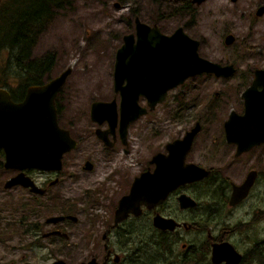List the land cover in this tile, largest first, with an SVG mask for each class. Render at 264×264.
<instances>
[{"label":"flooded vegetation","instance_id":"flooded-vegetation-1","mask_svg":"<svg viewBox=\"0 0 264 264\" xmlns=\"http://www.w3.org/2000/svg\"><path fill=\"white\" fill-rule=\"evenodd\" d=\"M171 1L175 4L172 15H176L178 12L194 10L204 0ZM154 24L164 33H172L164 31L160 24ZM180 26L186 31L184 25ZM236 68L233 75L218 77L231 78L238 71L237 65ZM258 68L264 69H253L254 73L247 87L253 83ZM51 78L53 77L45 82ZM65 83L55 99L58 122L61 128L70 132L76 146L64 153L61 168L30 167L23 171L30 177V186L15 185L7 188V182L21 171L5 168V153L0 149V169L14 172L4 181L3 187L0 183V210L3 201L11 205L13 203L12 198L3 199V195H12L8 192L21 190L26 195L25 203L19 204L22 207L20 215L14 209L10 217L18 218L7 223L1 236L4 239L14 237L15 247L19 240L25 242L28 251L20 257V261L17 260V264H227L226 260L220 263L213 261L214 246L226 242L241 255L239 264H260V260L255 259L259 258L257 256L264 249V238L259 236L254 219L232 220L233 211L247 204L257 190L264 195V190L261 193L259 189L261 176L264 175V141L240 150L238 143L229 142L226 136L225 123L231 114H245L244 92L238 100L240 108L231 110L223 122L222 132L215 136L217 143L215 141L210 147L207 143L199 142L204 125L198 120L191 128H185L182 134L165 141L164 145L153 152L148 149L147 161L145 156L140 155L143 160L138 162L137 169H133L126 160V155L133 151L129 139L131 125L151 116L168 100L174 88L169 91L166 100L158 103L154 109L149 106L145 96L140 97V105L147 107L148 111L129 124L124 139L120 130V112L116 125H112L109 120L102 123L92 120L91 105L95 101L89 109L91 130L76 124L68 126L61 107ZM258 87L261 90L262 85ZM24 97L14 99L12 96L16 102H21ZM112 100H116L119 105V93H115L111 100L96 101ZM197 123L201 124V130L186 154L185 163L205 167L210 170L209 176L179 185L162 200L151 204L144 202L138 213L130 211L119 215L121 201L130 194L136 178L144 173H153L157 166L153 162L155 156L168 155V145L182 139ZM79 131L84 133L80 134ZM200 161H205L206 164ZM251 172L256 173V180L249 194L240 202L231 204L234 187L242 185ZM186 195L192 197L197 204L186 206ZM262 217L264 221V214ZM4 239L0 241H9ZM37 260H42L43 263H38ZM0 261L3 259L0 258ZM5 264L15 263L10 260Z\"/></svg>","mask_w":264,"mask_h":264},{"label":"rangeland","instance_id":"rangeland-1","mask_svg":"<svg viewBox=\"0 0 264 264\" xmlns=\"http://www.w3.org/2000/svg\"><path fill=\"white\" fill-rule=\"evenodd\" d=\"M116 2H119L118 6ZM174 5L171 0H69L55 14L34 48L36 56L45 55L48 51L55 53L51 77L72 68L63 87L62 116L68 126L76 124L88 130L92 124L89 118L91 103L111 100L115 96L116 50L123 43L124 34L136 31V16L150 24H160L166 32H173L176 27L184 25L190 35L201 40L203 56L237 65L238 71L231 78L207 73L188 78L170 92L168 100L151 116L131 125L129 139L133 151L126 155V160L133 169H137L138 162L143 160L140 155L147 161L149 150L153 152L198 120L204 125L199 142L211 147L216 141L215 136L222 132L223 122L231 110L240 108L238 100L249 85L253 69L264 67V13L257 14L264 0H204L194 10L172 15ZM229 33L236 36L231 44L225 42ZM5 57L6 53L2 51L0 71ZM11 80L16 86L17 81ZM200 162L206 164L205 161ZM13 174L0 169L2 187ZM259 189L261 193L264 190V175ZM23 193L19 190L8 192L12 194L10 196L3 195V199L12 198L13 203L2 202L0 240L4 239L1 237L2 229L18 218L10 217L14 209L20 215L22 207L19 204L25 203L26 197ZM233 213L232 220L254 219L259 236L264 238L263 194L257 190L247 204ZM5 239L9 241H0V258L3 259L0 263L13 260L17 264V260L20 261L28 251L25 242L19 240L15 247L14 237ZM36 262L43 263L42 260Z\"/></svg>","mask_w":264,"mask_h":264},{"label":"water","instance_id":"water-1","mask_svg":"<svg viewBox=\"0 0 264 264\" xmlns=\"http://www.w3.org/2000/svg\"><path fill=\"white\" fill-rule=\"evenodd\" d=\"M200 1V0H199ZM119 5V2H116ZM264 13V5L258 8ZM136 33H126L123 43L116 50L114 64V91L120 95V103L95 101L91 105V118L102 123L109 120L117 123L120 112L122 137L127 136L128 126L147 113L148 108L140 105L145 96L149 106L166 100L172 88L188 77L201 73L231 76L236 71L234 63L223 64L200 53V39L190 35L183 26L172 33H164L157 24L150 25L139 16L135 18ZM235 40L234 34L226 36V43ZM68 67L45 83L31 84L21 102L12 98L9 88L0 86V149L5 153L4 166L21 171L10 179L6 187L30 186V177L23 171L30 167L60 169L64 153L76 146L70 132L60 127L55 99L71 73ZM262 85V88L258 87ZM245 114L235 112L225 123L229 142L238 143L240 150L253 147L264 141V69L256 70L253 83L243 93ZM119 108V109H118ZM201 130L197 123L187 134L168 145L169 154H158L154 158L156 169L136 178L130 194L120 204L118 214L138 213L141 204L162 200L181 184L201 180L210 170L196 163H185L196 135ZM256 180L251 172L246 181L235 186L231 204L244 199ZM186 195V206L196 205ZM239 264L241 255L229 243L216 244L213 251L215 263Z\"/></svg>","mask_w":264,"mask_h":264},{"label":"trees","instance_id":"trees-1","mask_svg":"<svg viewBox=\"0 0 264 264\" xmlns=\"http://www.w3.org/2000/svg\"><path fill=\"white\" fill-rule=\"evenodd\" d=\"M69 0H0V53H6L1 65L0 86L9 88L14 99L26 95L31 84L51 77L55 53L36 56L34 48L55 14ZM137 14V11L134 10ZM11 79L17 81V85ZM255 260L264 264V249Z\"/></svg>","mask_w":264,"mask_h":264}]
</instances>
